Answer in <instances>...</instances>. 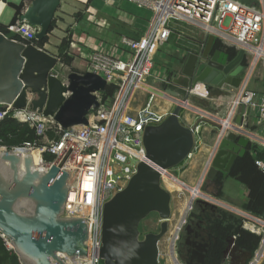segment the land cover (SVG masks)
I'll use <instances>...</instances> for the list:
<instances>
[{
	"label": "water",
	"instance_id": "95a60500",
	"mask_svg": "<svg viewBox=\"0 0 264 264\" xmlns=\"http://www.w3.org/2000/svg\"><path fill=\"white\" fill-rule=\"evenodd\" d=\"M60 3L61 0H21L18 4L24 9L20 20L38 29L36 42L48 37ZM213 43L212 36L206 37L198 52L188 53L172 65L165 85L170 94L198 104L202 100L189 94L198 83L213 89L216 96L224 86L234 90L240 87L244 52L238 51L228 61L224 54L211 53ZM58 63L56 54L35 43L13 40L0 31V109L29 107L52 118L63 129L86 124L89 109L98 107L94 94L102 93L106 83L88 71H72L62 81L52 74ZM181 113L177 105L160 124L145 128L142 141L149 163H139L125 188L103 205L99 252L102 264H158V244L168 231L171 217V195L160 183V171L180 167L194 152L193 129L181 122ZM47 136L52 139L53 133ZM249 144L244 132L228 131L204 179L212 181L217 174L227 173ZM34 158L30 153L0 152L1 237L9 242L22 264H63L57 255L69 260L86 258V219L62 216L69 190L68 175L62 171L58 175L60 165L40 171ZM193 204L217 207L192 197L188 210ZM153 213L158 217L159 231L140 238L139 225ZM186 231L189 233L188 228Z\"/></svg>",
	"mask_w": 264,
	"mask_h": 264
},
{
	"label": "built area",
	"instance_id": "2783aa9c",
	"mask_svg": "<svg viewBox=\"0 0 264 264\" xmlns=\"http://www.w3.org/2000/svg\"><path fill=\"white\" fill-rule=\"evenodd\" d=\"M248 1L245 4L241 0H120L122 4L127 2L152 15L138 40L121 37L111 43L101 41L92 46L85 45L90 49V53L86 55L78 51V57L85 62L84 72L100 76L106 87L114 88L113 94L108 98H103L102 93L94 94L98 107L89 109L86 124L63 129L52 118H45L29 107L22 110L10 107L0 109V122L5 117H10L18 123L28 125L36 136L32 142H24L10 149L0 147V150L20 154L37 152L41 162V168H38L40 171H48L52 165H60L58 175L61 171L68 175L69 187L62 216L86 219V258L69 260L64 255H57L63 264H102L99 252L103 205L125 188L136 173L139 163H149L143 147V132L148 126L160 124L175 106H180L182 111H193L200 119L199 124L205 121L215 125L214 152L228 131L238 129L233 119L241 108L242 118H251L256 113L255 126H262L264 129V93L246 88L250 66L264 57V0ZM23 12L24 9L15 17L14 22L6 25V31L17 37L11 39L34 45L38 29L20 20L19 16ZM175 24L195 27L206 37L212 36L219 41L224 48L236 53L240 50L244 52V62L248 68L243 71L238 89L224 86L218 96L201 89L197 95L196 87L203 86L198 83L189 92L191 97L195 95L202 102L208 101L207 110H196L192 107V101L185 102L180 95L170 94L165 86L168 83V71L163 76H152L155 57L159 49L168 43ZM73 47L75 45L70 43V48ZM157 84L161 86L160 91L155 87ZM145 86L151 92L142 105L135 107L139 102L137 95ZM157 93L162 97L159 103L156 102ZM198 122L189 126L195 136L194 151L200 135ZM243 126L246 127L245 123ZM243 126L238 130L246 132L249 145L264 149V137L252 130L244 131ZM50 132L53 133L52 139L47 136ZM209 163L210 161L205 164L204 174ZM254 165L264 173V162L255 160ZM160 180L162 187L165 180L177 181L170 170H161ZM198 196L211 201L202 194ZM223 209L230 212L231 209L234 210L236 213H232L241 218L242 228L259 237L258 247L251 256V259L253 256L254 258L249 263L255 264L257 254L264 248V219L244 210ZM185 218L186 215L182 227L177 229L180 223L176 227V240L184 227ZM4 240L7 249L13 251L7 240ZM51 263L55 264L53 261Z\"/></svg>",
	"mask_w": 264,
	"mask_h": 264
},
{
	"label": "crops",
	"instance_id": "0c3cea01",
	"mask_svg": "<svg viewBox=\"0 0 264 264\" xmlns=\"http://www.w3.org/2000/svg\"><path fill=\"white\" fill-rule=\"evenodd\" d=\"M5 1L6 0H0V16L4 12ZM98 1H102L103 7L107 12H103L102 7L98 4ZM9 4L8 6H10ZM132 13L133 10H127L126 8H124L120 0H61L59 8L55 12V17H54L55 27L50 32V35L54 36V38L58 40L57 45H55L54 47L49 45V47H51L52 49H48L49 48L48 44H50V40H49L48 43L46 45L44 44L42 47L43 49L47 50L49 53L54 54L56 52V47L58 46L60 40L65 36V34L70 33L71 35L74 29L80 24H82L83 21H85L84 24L85 27H87L89 34L87 33L86 31L87 29H86L84 30V33L81 34V36H76V38L78 44H82V46L86 48L88 53H90V49L85 45L92 46L101 41L105 43H111V41L113 40L116 41L121 37H125L131 40H137L142 36L143 32L145 31L147 27V23L145 22V26L143 28L142 27L144 25L143 21L138 19ZM86 22L88 24H86ZM55 36H59V37H55ZM205 37L206 36L203 35V33L200 30L196 29L195 27L188 26L185 24H175L173 26L172 35L169 37L168 42H173L177 46V49L175 51V58L178 61L184 58L188 53L198 52ZM214 43L220 44L219 41L217 40H214ZM74 62H72L71 67L75 66ZM165 65L168 71H170L171 65L169 63ZM248 75H249V79H247V81L245 79V81L247 82L246 88L252 91H258L264 93V57L259 58L256 62H254L250 66ZM147 85L149 86L150 83L148 82ZM148 86L143 87L142 91L138 93L137 100L139 102L137 105H135V107H138L145 102L148 93L151 92V89ZM155 87L158 88V90L160 91L161 89L160 85L157 84L155 85ZM202 89L206 91L205 87H203ZM210 95H215V92L210 93ZM156 96H157L156 102L159 103L162 98L161 94L157 93ZM208 103H209L208 101H203V104L193 103L194 106L192 105V107L196 110L199 109L207 110L205 104L208 106L209 109ZM242 114H243V109L241 108L238 110L236 116L233 119V123L235 124V127L240 129L239 127L243 126L245 123L246 127L245 128L244 126L242 127V129L244 128L243 129L244 131L252 130L255 133L258 132L259 134H261L262 137H264L263 127L262 126L256 127L255 122L252 123L250 121L251 118H242ZM180 120L183 124L187 126H193L200 119L198 118V116L194 115L193 111L188 109L187 111H182ZM199 125H200V135L197 137V142H198L197 149L188 159L187 161L188 163L186 162L183 163L180 167L174 169L172 173L173 174L174 172L177 173L174 175H178V179L182 181L179 182L182 183L186 188L192 189L195 188L196 186L200 188L206 182L213 189L211 182L206 179H203L204 178L203 176H204L206 162H209L211 154L215 153L214 151L216 148L214 147V139L216 138V129H215V125L210 122L203 121ZM202 155L204 156L207 155L206 162L203 163L204 165H202V161H203ZM196 178H198V180L195 182L194 179ZM199 179L201 180V183L197 185V182L200 181ZM225 181L223 184V197H224ZM202 193L204 195L209 196L212 202L220 208H223L224 206L225 208H233V209L241 210V205L246 201L247 198V190L245 188H244V195H245L244 200L239 204H233V203L231 204L228 201L222 199L223 197L221 198L215 197L214 195H211L209 192H207L205 190V187L202 188ZM182 219L183 218L181 219L178 218L175 221L176 222L175 225L178 226ZM232 252L238 253V250L236 249L233 250L229 248V252L227 256L225 255L226 256L225 261L230 262L235 257ZM246 256L248 259L249 254H246Z\"/></svg>",
	"mask_w": 264,
	"mask_h": 264
},
{
	"label": "trees",
	"instance_id": "16d2710c",
	"mask_svg": "<svg viewBox=\"0 0 264 264\" xmlns=\"http://www.w3.org/2000/svg\"><path fill=\"white\" fill-rule=\"evenodd\" d=\"M14 9V16L10 23L14 22L15 17L20 13L21 6L9 4ZM55 27V22L51 24L50 32ZM0 30L7 37L17 39L14 35L6 31V26L0 24ZM50 36V33L48 34ZM69 35V33H68ZM67 35V36H68ZM49 36L42 42L34 41L39 48L46 43ZM139 39V38H138ZM137 39V40H138ZM70 39L63 37L56 47L59 62L66 67L71 68L74 57L69 53ZM229 60L236 57V52L230 50ZM245 66V62L243 63ZM74 72H77L71 69ZM114 92L112 86H107L102 92L103 98L110 97ZM36 139L35 133L26 124L18 123L10 117H5L0 122V147L10 149L22 145L24 142H32ZM255 160L264 162V149L256 145H248L243 156L236 157L229 172L219 173L211 182L214 196L223 197V184L228 178L235 179L241 183L247 190L246 201L241 205V210L249 212L256 217L264 219V173L254 165ZM174 169L171 171L173 172ZM173 174V173H172ZM174 174H177L174 172ZM173 174V175H174ZM200 208L204 206L195 205L192 212L197 216ZM191 212V213H192ZM205 230L207 232V249L204 255L203 264H224L225 255L229 251V244L232 241L236 250L250 254L256 251L259 244V237L245 231L242 228L241 219L227 211L218 209L216 212H210L206 217ZM140 227V226H139ZM0 264H19L16 254L8 250L5 240L0 235Z\"/></svg>",
	"mask_w": 264,
	"mask_h": 264
},
{
	"label": "rangeland",
	"instance_id": "374dc122",
	"mask_svg": "<svg viewBox=\"0 0 264 264\" xmlns=\"http://www.w3.org/2000/svg\"><path fill=\"white\" fill-rule=\"evenodd\" d=\"M20 1L21 0H6L5 1V9H4V12L0 16V23L2 25L6 26V25L10 24V22L13 18V15H14V9L11 6H8V4L9 3H12V4L15 3L16 5H18L20 3ZM98 4L102 7L103 12H107L105 10V8L103 7L102 1H98ZM123 7L126 8L127 10H133L132 14L134 16H136L138 19L143 21V23H144V25L142 26L143 28L145 26V22H147L151 18L152 14L149 11H146L143 9H138L134 5L129 4L127 2L123 3ZM83 17H84V15H83ZM84 22L85 21H83L82 24L77 26L74 29V31L72 30L73 32L71 33V35H70V33H69V35L67 33V35H68L67 37H69L70 43H73L75 45V47L69 49V53L74 57L75 62L74 61L73 62L75 63V66L74 67L72 66L71 68H69V67L63 66L59 62L52 71V74L55 75L58 79H60L62 81H64L66 79L67 75L72 72L71 69L77 71L78 73L84 72L85 62L78 57L79 56L78 51L80 53H82V55H86L88 53V51L86 50V48H84L82 46V44H78V41L76 38V36H81V34L84 33V30L87 29V27H85ZM86 24H88V23L86 22ZM69 31H71V30H69ZM86 31L89 34L88 29ZM59 36H60V34H59ZM59 36H55V37H59ZM49 40H50V44H48V47H49V45H51L52 47L57 45L58 40L55 39L54 36H52V35L49 36V39H47L45 45L48 43ZM176 49H177V46L173 42H168V43L164 44V46L159 49L157 56L155 57V59H156L155 60V67L152 71V76L157 75V74L163 76L166 74V71H168L165 64L169 63L171 65V67H172V65L176 64V61H177L175 58ZM54 54L57 55V52H55ZM122 59H124V58H122ZM247 68H248V65H246V63H245L244 72ZM168 73H169V71H168ZM200 103L203 104V102H200ZM205 106L207 107L206 109H208V106L206 104H205ZM255 115H257V114L253 113V116L250 119V121L252 123L256 121ZM191 118H192V116H191ZM203 156L204 155H202V158H203L202 165H204L203 163H205L206 159H207V155H205L204 157ZM187 161H186V163H188ZM173 176L176 180L182 182L181 180L178 179V175H173ZM197 180H198V178L194 179L195 182ZM198 182H197V185L199 184ZM169 183H171V185H172L169 187V189L164 185L165 183L163 184L164 185L163 188L166 189L168 192H170V195H171V217L168 221V226H167L168 231L164 235V237L160 240V242L158 244L159 245L158 246V248H159L158 264H176L175 263V257L177 258V260L180 264H183L179 260L178 256H176L174 254V252H176L177 247H178L180 235H179L178 240H176V238H175V240H176L175 241L173 239L175 236V235H173V233H175L176 227H177L175 225V223H176L175 221L178 218L183 217V214L186 211V207H187L186 205L188 204V203L187 204H185V203L190 201L191 194L189 193V188L181 186L177 181H175V182L169 181ZM203 187H205V190L207 192H209L211 195H214V191H213L212 187L209 186L208 183L205 182V184H203V186H201L199 188L200 192H202ZM243 187L244 186L241 183H239L238 181H236L235 179H232V178L227 179L225 181L224 197L222 199L228 201L231 204L232 203L233 204H239L240 202H242L244 200V197H245V195H244V188L245 187L244 188ZM196 188H197V186H196ZM179 200H180V202H179ZM193 208H194V204H193ZM193 208H192V210H193ZM192 210H189V212H187V218H188V216ZM231 211L236 213L232 209H231ZM238 217L240 218L239 215H238ZM159 224L160 223H159L157 215L155 213L150 214L139 225L140 226L139 227L140 238H143V236L148 234V233H157L159 231ZM181 233H182V231H181ZM8 244H9V242H8ZM9 246H10V244H9ZM262 249H263V251H262ZM257 255H258V259H257L258 263L256 261L255 264H264V248H261L260 253H258ZM253 258H254V256L252 257V259L250 257L249 259L246 260V262L244 264H249L250 262H252Z\"/></svg>",
	"mask_w": 264,
	"mask_h": 264
},
{
	"label": "flooded vegetation",
	"instance_id": "af4514ba",
	"mask_svg": "<svg viewBox=\"0 0 264 264\" xmlns=\"http://www.w3.org/2000/svg\"><path fill=\"white\" fill-rule=\"evenodd\" d=\"M212 52H219V54H224L227 56L228 60L230 57L231 51L229 49L224 48L222 45L218 43H213ZM244 61L241 63L243 66ZM244 71V66H243ZM206 90L210 93L213 90L208 89V87L204 86ZM234 162V161H233ZM233 164V163H232ZM231 164V166H232ZM230 166V168H231ZM229 168V170H230ZM228 170V172H229ZM227 172V173H228ZM225 173V174H227ZM218 207L211 209L210 207L200 208L199 212H197V216H194L195 212H190L188 218H185L184 227L182 229V233L180 234V240L178 242V247L176 250V256H178L179 260L183 264H203L204 263V253L207 249V232L205 230L206 225V217L210 212H216ZM223 210V209H221ZM225 211V210H224ZM188 228L189 233L186 231ZM229 248L235 250L233 242L231 241L229 244ZM234 254V258L225 264H244L247 260V256L245 252L238 251V253L232 252Z\"/></svg>",
	"mask_w": 264,
	"mask_h": 264
},
{
	"label": "bare ground",
	"instance_id": "6f19581e",
	"mask_svg": "<svg viewBox=\"0 0 264 264\" xmlns=\"http://www.w3.org/2000/svg\"><path fill=\"white\" fill-rule=\"evenodd\" d=\"M57 34V33H56ZM51 48V47H50ZM50 48H48V49H50ZM52 49V48H51ZM47 51V50H46ZM258 55H260V53L258 52L257 53ZM202 89V87L201 86H198V87H196V89H195V93L197 94V95H199L200 94V90ZM0 152H1V150H0ZM22 154H24V153H22ZM31 155H33V156H35V158L33 159V163H38V168H41V162H40V158H39V156H38V154H37V152H32L31 153ZM37 168V169H38ZM164 185L169 189V187L170 186H172L171 185V183H169V181L168 180H165L164 181ZM189 191H190V194H191V196L192 197H194V196H196V195H198L199 194V192H198V188H192V189H189ZM173 196V195H172ZM179 202H180V200H179ZM183 202V201H182ZM186 202V201H185ZM187 203H189V202H186L185 204H187ZM181 205V204H180ZM187 206V207H186ZM185 207H186V211H185V213L183 214V215H186V212H187V209H188V204L186 205ZM183 207V206H182ZM185 210V209H184ZM184 212V211H183ZM179 215V214H178ZM178 218V217H177ZM181 218V217H180ZM179 221V220H178ZM182 225H183V219L181 220V222H180V225L178 226V230L182 227ZM175 226V225H174ZM174 229V228H173ZM176 234H177V230L175 231V233H173V235H175L176 236ZM175 236H174V238H175ZM173 238V239H174ZM171 241V240H170ZM159 246V245H158ZM161 247V246H160ZM159 249V248H158ZM172 249V248H171ZM170 251V250H169ZM262 251H263V249H262ZM164 253V252H163ZM263 254V253H262ZM159 257V256H158ZM173 257V256H172ZM173 259V258H172ZM167 260V259H166ZM168 261V260H167ZM166 263V262H165ZM257 263H258V261H257Z\"/></svg>",
	"mask_w": 264,
	"mask_h": 264
},
{
	"label": "clouds",
	"instance_id": "9594fccd",
	"mask_svg": "<svg viewBox=\"0 0 264 264\" xmlns=\"http://www.w3.org/2000/svg\"><path fill=\"white\" fill-rule=\"evenodd\" d=\"M230 50H231V49H230ZM242 76H243V74H242ZM200 84L203 85L202 88L205 86L203 83H200ZM201 179H202V178H201ZM203 179H204V178H203ZM200 183H201V180L199 181V184H200ZM198 192H199V194L204 195L202 192L199 191V187H198ZM204 196H207V195H204ZM207 197L209 198V196H207ZM191 198H192V196H191ZM193 198L196 199V198H200V197H199L198 195H196V196H194ZM201 198H202V197H201ZM209 199H210V198H209ZM204 200H205V199H204ZM210 200H211V199H210ZM207 201H208V200H207ZM209 202L213 203L212 200L209 201ZM215 205H216V204H215ZM194 206H195V205H194ZM216 206H217V205H216ZM217 207H218V206H217ZM192 208H193V206H192ZM218 208H220V207H218ZM221 209H223V208H221ZM191 210H192V209H191ZM223 210H225V211H227V212H229V213H232V212H230V211H228V210H226V209H223ZM187 212H189L188 209H187ZM187 212H186V217H187ZM232 214H234V213H232ZM234 215H235V214H234ZM184 216H185V215H183L182 218H184ZM236 216H237V215H236ZM182 229H183V228H182ZM180 233H181V232H180ZM180 233H179V235H180ZM228 252H229V251H228ZM174 254L176 255V252H174ZM227 254H228V253H227ZM227 254H226V256H227ZM226 256H225V257H226ZM250 257H251V255H250ZM250 257H249V258H250ZM249 258H248V259H249ZM176 262H178V260H177V258L175 257V263H176ZM224 262H225V258H224ZM224 264H225V263H224Z\"/></svg>",
	"mask_w": 264,
	"mask_h": 264
}]
</instances>
